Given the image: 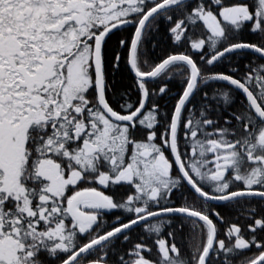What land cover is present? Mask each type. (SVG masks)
Listing matches in <instances>:
<instances>
[{
    "label": "snow or ice",
    "instance_id": "obj_1",
    "mask_svg": "<svg viewBox=\"0 0 264 264\" xmlns=\"http://www.w3.org/2000/svg\"><path fill=\"white\" fill-rule=\"evenodd\" d=\"M0 264H264V0H0Z\"/></svg>",
    "mask_w": 264,
    "mask_h": 264
}]
</instances>
